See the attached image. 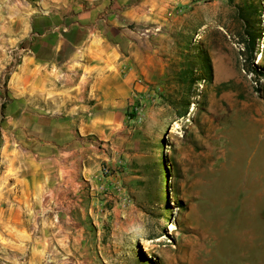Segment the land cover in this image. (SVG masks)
Returning a JSON list of instances; mask_svg holds the SVG:
<instances>
[{
    "label": "rangeland",
    "instance_id": "1",
    "mask_svg": "<svg viewBox=\"0 0 264 264\" xmlns=\"http://www.w3.org/2000/svg\"><path fill=\"white\" fill-rule=\"evenodd\" d=\"M245 1L5 0L8 13L22 5L62 23L102 2L131 38L162 32L165 71L146 95L126 100L122 129L108 141L92 138V174L107 182H86L71 236L57 228L58 206H33L39 212L25 211L22 229L0 230V264H264V33L254 67L236 10ZM250 1L261 28L264 0ZM143 11L151 18L138 20ZM199 50L212 77L187 91L199 95L179 117L180 105L168 101L181 95L172 78L182 53L194 59ZM9 54L2 95L22 60L19 48Z\"/></svg>",
    "mask_w": 264,
    "mask_h": 264
},
{
    "label": "crops",
    "instance_id": "2",
    "mask_svg": "<svg viewBox=\"0 0 264 264\" xmlns=\"http://www.w3.org/2000/svg\"><path fill=\"white\" fill-rule=\"evenodd\" d=\"M103 9L91 4L62 23L22 5L8 13L0 0V75L13 63L10 50L19 48L22 58L0 92V100L9 98L0 104L2 234L27 225L31 207L58 206L57 228L69 238L86 182H107L92 174V138L108 141L122 129L126 100L146 95L164 75L162 32L151 27L131 38L118 13Z\"/></svg>",
    "mask_w": 264,
    "mask_h": 264
},
{
    "label": "trees",
    "instance_id": "3",
    "mask_svg": "<svg viewBox=\"0 0 264 264\" xmlns=\"http://www.w3.org/2000/svg\"><path fill=\"white\" fill-rule=\"evenodd\" d=\"M229 3H233V0H228ZM237 17L242 22V37L247 43L249 51H251V63L254 65L253 50L259 43L264 33V25L260 28L261 21L258 20V17H261V9L256 7L255 2L246 0L242 6H236ZM197 56L193 59L185 52L182 53L183 60L180 63V68L174 72L172 82L177 85L178 91H181V95L178 97L176 94H171L168 101L173 107L180 105V111L178 116L184 117L189 110L191 103V96H197L199 93L195 90L191 95L189 90H192L193 87H196L198 82L210 81L212 77L211 64L204 50H199ZM264 55V53H262ZM198 66V68H196ZM145 171H149L148 165L144 167ZM152 169H150L151 171ZM158 174V171H156Z\"/></svg>",
    "mask_w": 264,
    "mask_h": 264
},
{
    "label": "bare ground",
    "instance_id": "4",
    "mask_svg": "<svg viewBox=\"0 0 264 264\" xmlns=\"http://www.w3.org/2000/svg\"><path fill=\"white\" fill-rule=\"evenodd\" d=\"M257 55H259V59H258L257 63L260 64L264 59V55H262L261 53H258Z\"/></svg>",
    "mask_w": 264,
    "mask_h": 264
}]
</instances>
